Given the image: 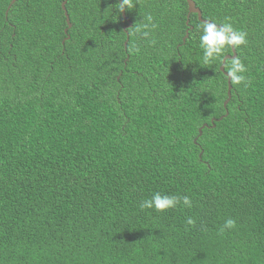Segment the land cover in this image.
<instances>
[{
    "label": "trees",
    "instance_id": "16d2710c",
    "mask_svg": "<svg viewBox=\"0 0 264 264\" xmlns=\"http://www.w3.org/2000/svg\"><path fill=\"white\" fill-rule=\"evenodd\" d=\"M63 1L0 0V264H264V0H194L247 33L227 108L187 0H132L127 49L117 0Z\"/></svg>",
    "mask_w": 264,
    "mask_h": 264
},
{
    "label": "clouds",
    "instance_id": "9594fccd",
    "mask_svg": "<svg viewBox=\"0 0 264 264\" xmlns=\"http://www.w3.org/2000/svg\"><path fill=\"white\" fill-rule=\"evenodd\" d=\"M119 12H123L125 8H132V0H117ZM151 14L143 16L142 24L137 28V32L145 39H148L156 28ZM202 32L199 36L200 48L203 50V58L201 65H209L217 61L227 49H239L240 46L247 44V33L243 30H237L230 22L217 24L213 21L203 23ZM155 43V41H151ZM227 78L234 85L245 84L247 78L244 75L247 72V67L244 62L238 57H233L231 60L223 64ZM192 208L193 201L191 197L184 195H169L162 194L159 191L154 192L149 198L139 202L141 210L154 209L156 212H166L169 209L177 208ZM188 225L195 223L194 219L189 217L186 221ZM236 227V221L233 218H228L219 229L221 233L226 230Z\"/></svg>",
    "mask_w": 264,
    "mask_h": 264
},
{
    "label": "water",
    "instance_id": "95a60500",
    "mask_svg": "<svg viewBox=\"0 0 264 264\" xmlns=\"http://www.w3.org/2000/svg\"><path fill=\"white\" fill-rule=\"evenodd\" d=\"M188 1V8H189V13H188V20H187V24H190V19H191V14L192 13H196L198 14V17L201 21L203 22H206V21H210V20H207V19H204L203 18V13H202V10L197 6L196 2L194 0H187ZM16 2V0H12L11 4L9 5V8L7 10V15H8V12H9V9L12 7V5ZM67 2L68 0H64L62 2V7L65 11V15H66V19H67V28L65 29V32L68 33L69 29L73 26L72 22H71V19H70V15L68 13V10H67ZM122 2V1H121ZM122 15L124 16V18L128 21V25H126L124 27L125 31L127 32V40L125 42V47L127 49V46H128V42H129V39H130V34L128 32V29L133 25L132 21L127 17L126 15V10H124L122 12ZM193 28V26H189V29L187 30V33H186V36L184 37V42H186L187 38L189 37V32H190V29ZM70 38V35H67V37L65 38V40L63 41V43H65V41L67 39ZM233 50V49H232ZM237 56V51L236 50H233V54H227L224 59H223V63L221 65V70L226 74L224 68H223V64L227 62L228 59H231L233 57H236ZM232 89H233V86H232V82L228 79V98L226 99V101L224 102V105L225 107L227 108L231 98H232ZM229 114V111H227L226 114L222 115L219 119H216L214 118L213 119V122H215L216 120H222L224 117H226L227 115ZM205 126H208V124H205L204 126H202L200 128V134L203 133V128Z\"/></svg>",
    "mask_w": 264,
    "mask_h": 264
},
{
    "label": "bare ground",
    "instance_id": "6f19581e",
    "mask_svg": "<svg viewBox=\"0 0 264 264\" xmlns=\"http://www.w3.org/2000/svg\"><path fill=\"white\" fill-rule=\"evenodd\" d=\"M189 26V25H188Z\"/></svg>",
    "mask_w": 264,
    "mask_h": 264
}]
</instances>
